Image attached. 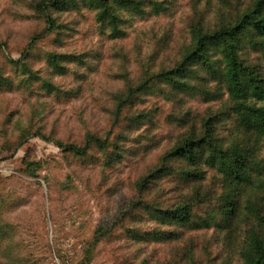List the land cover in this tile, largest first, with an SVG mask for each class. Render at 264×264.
I'll return each mask as SVG.
<instances>
[{
    "label": "rangeland",
    "instance_id": "rangeland-1",
    "mask_svg": "<svg viewBox=\"0 0 264 264\" xmlns=\"http://www.w3.org/2000/svg\"><path fill=\"white\" fill-rule=\"evenodd\" d=\"M36 1L0 0V264H189L191 250L197 264H243L250 229L244 207L258 180L264 187V137L243 131L223 78L196 66L188 92L157 78L116 114L130 86L182 64L195 32L237 22L259 0H138L143 14L119 9L118 35L85 2L54 11L60 28L47 31ZM212 56L222 60L220 51ZM242 58L264 76V51L247 46ZM209 119L218 120L219 139L253 147L262 165V176L252 173L243 186L231 228H184L180 239L159 242L129 238L122 226H164L140 207L134 217H121L140 198L137 183L186 136L202 133ZM89 133L108 139L109 148L76 156L57 143L83 146ZM172 166L147 194L153 204L195 203L215 193L195 212L209 216L220 206L222 181L213 169L202 165L205 178L192 183L178 173L183 161ZM100 226L109 235L88 262L85 251Z\"/></svg>",
    "mask_w": 264,
    "mask_h": 264
},
{
    "label": "trees",
    "instance_id": "trees-1",
    "mask_svg": "<svg viewBox=\"0 0 264 264\" xmlns=\"http://www.w3.org/2000/svg\"><path fill=\"white\" fill-rule=\"evenodd\" d=\"M83 2L88 3L91 8L96 10L98 21L109 25L115 34L121 33L118 27L123 21L119 9L144 13L142 2L138 0H38L34 2V9L45 20L47 31H53L60 28L53 15L54 11L77 8ZM154 7L158 11L160 4L155 2ZM236 21L224 24L214 31L195 32L194 46L184 56L182 64L162 74H152L137 86H130L126 98L121 99L117 105V118L122 115L126 105L132 101L133 97L137 96V93L152 88L153 81L160 78L166 83H171L176 90L192 91L194 87L187 82V79L196 74L194 67L200 66L218 78H223L232 101L231 113L238 116L243 131L264 137V105H259L257 102L264 101V76L256 71L254 65L246 63L242 58V52L247 46L264 51V0H259L255 8L245 12ZM212 50L220 51L222 60L219 61V64L212 58ZM61 57L72 59L71 55L67 54H61ZM56 59L53 58L51 64L59 70L63 69ZM47 87H52V85L47 84ZM253 100L254 102H252ZM140 118L142 116L135 115V120ZM217 123V119L214 122L209 119L202 133H192L186 136L181 144L162 156L160 166L137 183L140 198L133 202L129 210L121 212V217L125 221L127 216L134 217L140 207L150 220L158 222L160 225L174 226V228L166 229L163 226L141 229L122 226V229H126L129 238L140 242H159L166 239H180L181 232L179 231L184 228L192 231L207 228L211 224L219 227L220 230L231 228V220L239 211L243 186L252 181V173H258L259 178L262 176L259 173L262 170V165L255 160L253 147L244 145L242 142L241 144H226L219 139L215 126ZM37 135L48 139L41 132H38ZM57 143L76 156H86L89 150L94 147L103 151L109 148L108 139L90 133L83 146L74 143L64 144L61 141H57ZM176 160H181L187 165L186 167L182 166L178 173L188 182L203 181L206 171L202 168L204 164L219 175L223 192L216 196L220 199L218 201L220 206L215 207L209 216L198 215L195 212V206L200 202L205 203L206 200H210L212 194L215 193H209L207 197L200 198L195 203L189 202L188 199L186 202L171 207L155 205L147 196L156 181L173 173L172 162ZM259 182L260 180L256 185L255 198L253 201L252 198H248L244 207L250 229L242 251L243 264H264V196H262L264 187L262 182L261 185ZM196 193L198 196L201 195L198 189ZM218 215L222 217V220H219ZM108 235L109 231L102 226L95 230L93 241L85 251L84 260L90 261L92 249ZM192 251L190 254L193 260L189 264H197L195 252Z\"/></svg>",
    "mask_w": 264,
    "mask_h": 264
}]
</instances>
